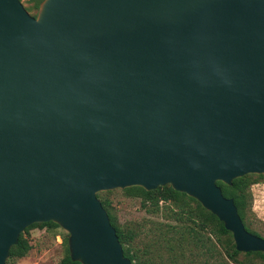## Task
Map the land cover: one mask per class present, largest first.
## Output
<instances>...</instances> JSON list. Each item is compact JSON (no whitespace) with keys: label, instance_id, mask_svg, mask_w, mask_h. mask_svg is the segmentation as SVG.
Segmentation results:
<instances>
[{"label":"water","instance_id":"1","mask_svg":"<svg viewBox=\"0 0 264 264\" xmlns=\"http://www.w3.org/2000/svg\"><path fill=\"white\" fill-rule=\"evenodd\" d=\"M264 174V0H0V264L52 221L132 264L97 193L170 185L261 251L230 185Z\"/></svg>","mask_w":264,"mask_h":264},{"label":"trees","instance_id":"2","mask_svg":"<svg viewBox=\"0 0 264 264\" xmlns=\"http://www.w3.org/2000/svg\"><path fill=\"white\" fill-rule=\"evenodd\" d=\"M42 0H28L25 9L38 10ZM36 13L31 15H36ZM264 180V174H246L232 180L230 185L217 181L224 197L232 198L237 212L249 232L261 236L249 220L251 209V185ZM110 190H107L109 192ZM124 194L140 199L141 208L149 215L134 228L120 225L108 198L97 193L102 206L107 211L111 225L115 228L122 245L124 256L132 264H245L238 256L257 258L264 263L261 251L240 252L236 250L232 234L225 229L214 214L201 206L194 198L174 190L170 185L146 190L141 186L122 189ZM158 218V219H157ZM47 227L54 231L58 224L48 221L33 223L19 235L18 241L10 248L5 264H12L16 258L24 257L32 248L26 234L34 227ZM55 232V231H54ZM53 232V233H54ZM56 233V232H55ZM262 237V236H261ZM64 254L60 264H81L70 258L68 234L63 236Z\"/></svg>","mask_w":264,"mask_h":264},{"label":"rangeland","instance_id":"3","mask_svg":"<svg viewBox=\"0 0 264 264\" xmlns=\"http://www.w3.org/2000/svg\"><path fill=\"white\" fill-rule=\"evenodd\" d=\"M27 1L21 0L24 7L29 5ZM29 13L34 14L36 10L29 11ZM250 191L252 201L249 220L253 222L251 224L252 228L258 231L264 238V180L251 185ZM101 196L111 201L114 208L113 212L120 225L134 228L144 218L156 219V217L147 214L141 208L139 198L127 196L120 188L110 190L109 192L102 191ZM54 231L49 230L45 226H37L30 229L26 237L32 248L24 257L14 259L12 264H60L64 254L62 238L67 232L60 227H57ZM225 258L230 264H237L231 262L227 257ZM238 260H242L245 264L261 263L257 258H246L243 255L238 256Z\"/></svg>","mask_w":264,"mask_h":264}]
</instances>
